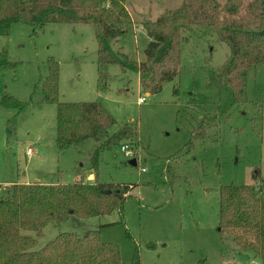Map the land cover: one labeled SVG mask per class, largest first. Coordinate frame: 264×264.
<instances>
[{
    "label": "rangeland",
    "instance_id": "obj_1",
    "mask_svg": "<svg viewBox=\"0 0 264 264\" xmlns=\"http://www.w3.org/2000/svg\"><path fill=\"white\" fill-rule=\"evenodd\" d=\"M181 1L126 0L134 26L113 48L141 61L147 43L141 22ZM183 36L177 77L155 94H145L134 73L115 65L104 68L105 81L98 84L90 25H49L32 35L29 27L12 24L8 36L0 37V52L15 64L0 71V94L21 105L0 106V198L13 183L69 184L76 174L94 182L89 158L104 136L55 147V106L41 100L49 59L57 64L60 103L98 102L115 121L108 133L126 124L135 129L133 144L101 150L96 166L100 184L131 186L121 210L52 221L40 234L24 232L37 241L36 249L59 233L97 231L102 242L117 246L121 264L135 257L139 264H260L235 245L236 232L218 228V190L264 184L263 68L247 73L243 103L233 105L226 91L207 86L208 72L223 64L228 47L207 27ZM201 119L203 131L192 139Z\"/></svg>",
    "mask_w": 264,
    "mask_h": 264
},
{
    "label": "trees",
    "instance_id": "obj_2",
    "mask_svg": "<svg viewBox=\"0 0 264 264\" xmlns=\"http://www.w3.org/2000/svg\"><path fill=\"white\" fill-rule=\"evenodd\" d=\"M125 2L0 0V37L8 36L12 24L29 27L32 35L49 25H90L96 45L98 84L105 81L104 68L115 65L121 73H134L143 92L155 94L164 82L177 77L180 46L186 41L183 34L194 27H207L229 50L223 64L208 72L207 86L226 91L233 105L243 103L247 73L257 66L264 71V0H182L178 7L164 10L155 20L141 22L139 28L147 39L141 61L113 48L132 27ZM14 65L1 51L0 71L13 69ZM57 82V64L49 59L41 100L55 106V147L63 150L104 136L89 158L94 182L13 183L2 189L0 264H121L117 246L102 242L97 231L82 236L59 233L37 249V241L23 234L33 231V227L40 234L48 223L62 222L70 216L87 219L120 211L129 198V185L100 184L96 166L101 150L122 142L134 143V127L126 124L108 133L115 123L111 115L98 102L60 103ZM0 106L21 109L20 103L3 93ZM204 122L201 119L198 123L192 139L201 135ZM218 228L236 232L232 236L235 245L264 264V184L220 187ZM132 264H139L137 257Z\"/></svg>",
    "mask_w": 264,
    "mask_h": 264
},
{
    "label": "built area",
    "instance_id": "obj_3",
    "mask_svg": "<svg viewBox=\"0 0 264 264\" xmlns=\"http://www.w3.org/2000/svg\"><path fill=\"white\" fill-rule=\"evenodd\" d=\"M137 102L138 103H142L143 102V99L142 98H139L138 100H137ZM120 151L123 153V155L124 156H126V157H128L129 155H130V152H129V150H128V148H127V146H125V145H122L121 147H120ZM32 154V150L30 149V148H27L26 149V151H25V156L26 157H29L30 155ZM144 170L141 168V169H139V172H143Z\"/></svg>",
    "mask_w": 264,
    "mask_h": 264
},
{
    "label": "crops",
    "instance_id": "obj_4",
    "mask_svg": "<svg viewBox=\"0 0 264 264\" xmlns=\"http://www.w3.org/2000/svg\"><path fill=\"white\" fill-rule=\"evenodd\" d=\"M125 8H126V11L128 12L126 4H125ZM128 15H129V17H130V19H131V22H133V20H132V18H131V15L129 14V12H128ZM133 26H134V25L132 24V27H133ZM145 94H147V93H145ZM79 177H80V174H76V175H75V178H74V180H73V182L76 181V180H78ZM20 184H26V183H25V182H22V183H20ZM38 184H39V183H38ZM44 184H51V183H44ZM52 184H53V183H52ZM59 184H62V183H59ZM6 187H8V186H4V188H6ZM2 188H3V186H2Z\"/></svg>",
    "mask_w": 264,
    "mask_h": 264
},
{
    "label": "water",
    "instance_id": "obj_5",
    "mask_svg": "<svg viewBox=\"0 0 264 264\" xmlns=\"http://www.w3.org/2000/svg\"><path fill=\"white\" fill-rule=\"evenodd\" d=\"M128 164H129L130 166H135V161H134L133 159H131V160L128 162ZM33 230H35V227H33Z\"/></svg>",
    "mask_w": 264,
    "mask_h": 264
}]
</instances>
